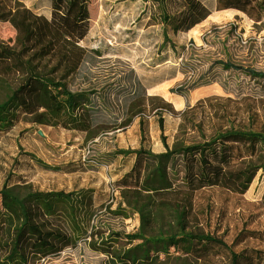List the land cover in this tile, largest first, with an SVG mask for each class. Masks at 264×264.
Masks as SVG:
<instances>
[{"label":"rangeland","instance_id":"374dc122","mask_svg":"<svg viewBox=\"0 0 264 264\" xmlns=\"http://www.w3.org/2000/svg\"><path fill=\"white\" fill-rule=\"evenodd\" d=\"M12 1V19L0 23V103L19 92L24 117L0 137V189L7 181L12 186L22 180L38 191L92 189L96 215L91 225L130 234L139 226L138 217L122 218L113 211L123 190L116 181L129 170L133 158L115 160L114 147H142L159 154L164 152L163 139L169 147L202 142L219 130L251 124L247 107L257 114L252 126L264 130V80L211 67L222 61L264 72V20L253 22L234 10L213 11L186 32L174 33L168 27L175 49L163 50L156 5L141 0H95L97 15L88 34L72 44L51 26L46 0ZM179 6L170 3V12L176 13ZM94 50L102 56H95ZM27 61L46 66L74 89L99 86L133 71L148 86L147 97L169 108L161 117L150 109L137 116L124 111V118L130 119L127 127L91 141L60 126L32 124L29 116L36 111L38 86L30 79ZM25 153L51 166L71 164L74 170H42ZM243 167V162L227 166L218 186L195 194L190 226L253 256L254 251L264 254V170L243 190L230 178ZM108 259L79 242L42 264H110ZM156 264H228V260L224 251L214 248L203 259L173 254L161 256Z\"/></svg>","mask_w":264,"mask_h":264},{"label":"trees","instance_id":"16d2710c","mask_svg":"<svg viewBox=\"0 0 264 264\" xmlns=\"http://www.w3.org/2000/svg\"><path fill=\"white\" fill-rule=\"evenodd\" d=\"M141 1L156 5L159 10L163 50L175 49L167 36L168 27L174 33L186 32L213 11L234 10L253 22L264 20V0ZM174 1L180 9L171 13L169 4ZM46 2L50 24L63 38L75 44L86 37L97 15L95 0ZM14 9L12 0H0V23L9 22ZM93 53L102 56L97 50ZM26 66L30 79L38 86L36 111L29 116V122L79 132L85 135L86 141L127 127L130 119L124 118V111L137 116L150 109L161 117L169 108L147 97L148 86L133 71L99 86L74 89L57 79L46 66L39 63L34 66L29 61ZM214 66L243 71L254 79L264 80V72L252 68L222 61L214 62L211 67ZM245 113L251 121L247 126H231L219 130L208 140L189 145L169 147L163 139L164 152L159 154L142 147L137 150L114 147L115 160L122 158L125 162L133 158L129 170L116 181V186L123 190L122 199L113 212L122 218L136 215L139 226L134 233L114 231L106 225H91L96 215L92 189L38 191L23 180L12 186L7 181L0 189V264H42L66 249L76 248L79 242L107 256L110 264H156L161 256L173 254L203 259L214 248L225 252L228 264H264L261 252L254 251L253 256L247 251L236 252L223 240L190 226L195 194L218 186L227 166L245 164L230 174L243 190L264 170V130L252 126L257 118L253 107H247ZM23 117L19 92H16L0 103V137ZM141 125L143 142L145 125L143 122ZM160 128L162 130V121ZM25 154L45 171L74 170L71 164L51 166Z\"/></svg>","mask_w":264,"mask_h":264}]
</instances>
